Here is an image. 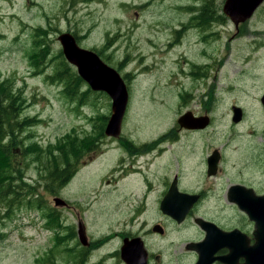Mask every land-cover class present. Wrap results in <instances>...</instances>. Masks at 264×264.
Returning <instances> with one entry per match:
<instances>
[{
  "label": "rangeland",
  "instance_id": "obj_1",
  "mask_svg": "<svg viewBox=\"0 0 264 264\" xmlns=\"http://www.w3.org/2000/svg\"><path fill=\"white\" fill-rule=\"evenodd\" d=\"M200 1L0 0V81H14V91L21 90L26 99L20 119L33 120V126L20 133V138L34 149L24 161L27 164L25 180L30 184L24 191L29 194L19 201L16 194L4 197L0 192V264H72L80 257V251L64 249L76 244L75 240L59 243L60 236L66 232L46 225L49 211L58 213L62 223L73 226L76 231L82 221L93 238L103 234L113 236L104 248L89 256L87 264L96 263L102 256L107 258V252L119 246L121 236L116 233L128 234L143 228L137 220L129 222L128 209L116 205L111 198L115 194L113 189L104 186L109 179L110 166L120 157L114 150L108 153L107 146L112 139L107 136L100 138L105 150L81 153L75 163V177L64 187L51 193L41 184L49 170L43 168L44 157L38 162L34 160L39 148L45 150L67 136L69 139L63 149L68 152L72 142L85 139L96 130L93 118L105 114L110 119L113 114V101L107 93L90 96L86 103L78 104L62 93L63 83H51L47 79V74L54 71L60 59L54 56L63 49L59 36L65 32L81 36L78 43L85 49L102 50L110 57L109 64L120 69L126 77L130 102L123 136L141 143L146 131L140 128L150 127L155 122L158 127H165L175 120L184 103L201 112L206 108L202 103L206 102L213 107L214 124L211 133L198 136L235 137L231 142L234 147L238 139L242 140L245 155L262 163L264 173V108L261 102L264 94V4L249 23L248 30L256 34L251 32L249 36L233 40L235 25L226 16L224 23H216L206 31L211 37L205 42L200 29L192 27L184 33L176 32L178 24L189 17V11L182 8ZM216 1L222 9L226 0ZM39 27L48 30L44 38L51 45L49 58L54 59L46 60L45 56L38 69L30 54L35 29ZM175 34L181 43L169 45ZM192 65L209 66L210 77L205 81ZM209 91H212V98L206 97ZM181 92H188L191 97L181 96ZM232 105L247 112L245 121L239 126L232 123ZM137 135L140 139H136ZM122 143L127 148L125 141ZM103 153H108L105 159L101 157ZM12 175L6 159L0 157V182L6 184ZM117 178H113L114 182ZM125 185L128 184L118 182L123 190L131 188ZM56 196L69 201L71 206L57 207L54 204ZM36 197L42 198V208L38 207L36 199H32L31 204L27 202L28 198ZM223 207L227 213H235L234 207L227 204ZM111 208L114 212H109ZM105 264L115 262L107 258Z\"/></svg>",
  "mask_w": 264,
  "mask_h": 264
},
{
  "label": "flooded vegetation",
  "instance_id": "obj_2",
  "mask_svg": "<svg viewBox=\"0 0 264 264\" xmlns=\"http://www.w3.org/2000/svg\"><path fill=\"white\" fill-rule=\"evenodd\" d=\"M197 12L190 13L189 17ZM256 12L248 22L235 26L233 40L249 36L252 32L248 30L249 23L256 16ZM205 15L208 23L205 29H211L216 24H212V10L206 9ZM189 17L178 24L177 33H184L192 28L188 26ZM206 37L207 39L203 38L205 42L211 35ZM173 40L171 45L181 43L176 34ZM192 66L196 68L195 65ZM200 76L206 81L210 73L200 70ZM182 95L191 97L188 92H181ZM212 95V91H209L206 97L212 98ZM202 104L206 108L200 112L184 103L175 120L165 127H158L155 122L150 127L140 128L141 131H146L145 140L140 139L139 135L136 137L141 143L132 137L111 138L112 141L107 146L108 153L114 150L120 157L110 166L109 179L104 182V186L109 190L113 189L111 191L115 194L111 198L116 205L128 209L131 216L129 222L137 220L143 226L142 229L129 231L128 234L116 233V236H121L120 244L106 254L115 264H228L230 261L245 264L246 259L239 255L238 249H232L224 243L221 245L220 241L216 243V248H212L205 241L207 243L210 236L238 230L246 236L248 245L255 244L257 222L250 218L245 207H262L264 213V199H260L264 196L262 163L254 162L253 158L245 155L244 143L240 139L234 147L231 142L236 140L235 137L198 136L211 133L214 124L212 105H207L206 102ZM233 107L234 105L231 106L232 116ZM186 111H192L196 117L209 113V124L200 128L182 126L179 119ZM246 116L247 112L242 109L241 120L235 121L231 117L232 123L239 126ZM122 130L125 132V121ZM161 134L167 135L159 140ZM93 141L88 150L101 151L102 142L99 139ZM122 141H125L127 148ZM137 145L145 146L139 148ZM108 153H103L101 157L105 159ZM65 168L68 179L64 185L76 173L72 167L65 165ZM116 176L118 178L114 182L113 178ZM118 182H125L131 188L123 190ZM252 193L255 197L253 199ZM127 198L130 199L126 200ZM223 204L234 207L235 213H227ZM70 206L69 201L64 203L65 208ZM109 212H114V209L111 208ZM84 215L86 216L85 213ZM230 222L234 224L230 227L224 225ZM63 227L66 235L71 230L72 236L67 237V240L76 242L68 247L74 248L73 251H82L87 257L81 261L80 256L72 264H87L93 252L104 248L113 239L110 234L93 238L82 221L79 222L77 231L64 222ZM81 237L88 240L86 245L82 243ZM125 238L130 239V247L126 257H123L124 246L128 245ZM107 258L102 256L94 264H105Z\"/></svg>",
  "mask_w": 264,
  "mask_h": 264
},
{
  "label": "trees",
  "instance_id": "obj_3",
  "mask_svg": "<svg viewBox=\"0 0 264 264\" xmlns=\"http://www.w3.org/2000/svg\"><path fill=\"white\" fill-rule=\"evenodd\" d=\"M218 6L219 4L216 0H203L201 4L188 5L187 9L198 11L194 15L190 16L189 25L199 26L204 30L208 25L205 15V10L208 8L212 10V23L215 24L217 22L224 21L225 16L221 13V8ZM182 9H185V7ZM47 34L48 30L44 28L39 27L35 29V39L32 47L33 51L31 52L30 57L38 69L43 63L45 56L46 60L47 58L49 60L54 59L49 58L51 53V45L48 41H45L44 38L47 36ZM76 38L78 40L82 37L76 36ZM97 52L109 63V56L103 54L102 50H97ZM54 57H59L60 59L57 62L54 71L50 74H47L46 77L51 83H63L64 86L62 93L67 99H70L71 101H74L78 104H82L86 103L90 96L104 94L102 91H93L85 83V81L75 70L74 66L66 61L62 50L59 51L58 55H55ZM122 66L123 64L120 65V67ZM195 66L199 71H207V66ZM34 73L37 74L38 70ZM128 76L129 74H127V77ZM14 87L15 84L12 80L0 81V157H4L6 159L13 171V175L7 180L8 182L6 184L5 182H0V192H3L4 197H8L11 194H16L20 201L23 195L29 194V192L24 191V187H30V184L25 180L24 169L27 164H25L24 161L34 152L32 146L25 145L23 140L20 138V133L24 132L25 129L32 127L33 125L31 122L33 120L20 119V113L24 110L23 108L25 106L26 99L24 98L23 94H21V90L15 92ZM32 118L38 119L37 117ZM108 119L109 116L105 114H99L93 118L94 128L96 127V130L93 133H89L85 139L78 138L72 142V148L68 152H65L63 149V145L67 143L69 139L67 136H63L62 138L58 139L59 141L55 145H50L45 150L39 148L36 151L37 154L34 160L38 162L40 161L41 156L44 157L45 163L43 168L49 170V173L47 172V174L42 177L43 182L41 183L47 191L54 193L57 192L61 187L65 186L64 182L68 179L67 168H65V165L72 167L74 172L76 171L75 163H77L80 159L81 153H83L85 150H88V147L94 142L93 139L100 140V138L106 136L105 126L108 122ZM32 199L38 200L39 208L43 207L41 197L28 198L27 202L31 204ZM46 217L48 218L46 224L48 227L53 229L63 228V223L58 213L49 211L46 213ZM69 236H72L71 230H69L67 233V237ZM60 237H62V240L59 238V243L63 242V239L66 236L64 235ZM65 250L72 251L74 248L67 247ZM78 255L81 256V261H84L87 258L82 251ZM48 261L50 262L51 259Z\"/></svg>",
  "mask_w": 264,
  "mask_h": 264
},
{
  "label": "water",
  "instance_id": "obj_4",
  "mask_svg": "<svg viewBox=\"0 0 264 264\" xmlns=\"http://www.w3.org/2000/svg\"><path fill=\"white\" fill-rule=\"evenodd\" d=\"M263 2L264 0H226L223 6V11L236 25H239L240 22H244L252 17L255 10ZM59 41L62 43L63 53L66 59L69 63L78 67L77 69L79 75L89 84V86L93 90L106 92L113 99V114L106 126L105 134L109 137L120 136L122 122L129 99V93L125 80L114 67L105 63L97 52L81 47L78 44L77 38L72 33L65 32L61 34L59 36ZM261 102L264 106V94L261 98ZM233 111V119L235 121L241 120V107L234 106ZM179 121L182 126L187 128H200L206 127L209 124L210 117H195L192 112H189L182 115ZM251 198H255L253 193L251 194ZM260 199L263 201L264 196L260 197ZM65 202L66 201L60 197L55 198L57 206L63 205ZM245 210L248 212L250 218L256 220L257 222L255 231L256 242L254 245H248L246 236L238 230L220 235L218 234V236H210L207 243L205 241V244H207L208 247L210 246L212 248H216V243L220 241L221 245L224 243L232 249H238L239 255L246 259L245 264H264L263 208L245 207ZM81 240L84 244H87L86 238L81 237ZM129 241V238H125V243L128 245L124 246L122 253L123 257H126V252L130 247V244L128 243ZM228 264L236 263L230 261Z\"/></svg>",
  "mask_w": 264,
  "mask_h": 264
},
{
  "label": "bare ground",
  "instance_id": "obj_5",
  "mask_svg": "<svg viewBox=\"0 0 264 264\" xmlns=\"http://www.w3.org/2000/svg\"><path fill=\"white\" fill-rule=\"evenodd\" d=\"M263 4H264V2L261 5H263Z\"/></svg>",
  "mask_w": 264,
  "mask_h": 264
}]
</instances>
